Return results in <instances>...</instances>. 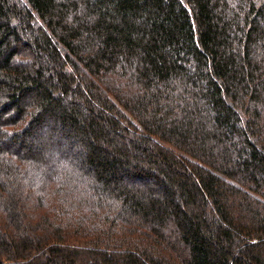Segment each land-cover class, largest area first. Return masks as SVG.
<instances>
[{
  "label": "trees",
  "instance_id": "trees-1",
  "mask_svg": "<svg viewBox=\"0 0 264 264\" xmlns=\"http://www.w3.org/2000/svg\"><path fill=\"white\" fill-rule=\"evenodd\" d=\"M0 264H264V0H0Z\"/></svg>",
  "mask_w": 264,
  "mask_h": 264
},
{
  "label": "rangeland",
  "instance_id": "rangeland-1",
  "mask_svg": "<svg viewBox=\"0 0 264 264\" xmlns=\"http://www.w3.org/2000/svg\"><path fill=\"white\" fill-rule=\"evenodd\" d=\"M76 151H75V148L72 150V153H75Z\"/></svg>",
  "mask_w": 264,
  "mask_h": 264
}]
</instances>
